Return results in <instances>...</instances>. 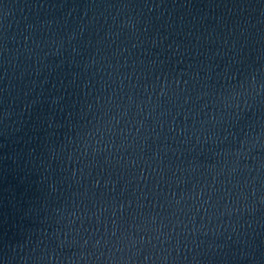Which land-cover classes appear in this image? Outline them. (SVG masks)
Wrapping results in <instances>:
<instances>
[{
	"label": "water",
	"instance_id": "95a60500",
	"mask_svg": "<svg viewBox=\"0 0 264 264\" xmlns=\"http://www.w3.org/2000/svg\"><path fill=\"white\" fill-rule=\"evenodd\" d=\"M147 4L0 2L13 264H264V4Z\"/></svg>",
	"mask_w": 264,
	"mask_h": 264
},
{
	"label": "clouds",
	"instance_id": "9594fccd",
	"mask_svg": "<svg viewBox=\"0 0 264 264\" xmlns=\"http://www.w3.org/2000/svg\"><path fill=\"white\" fill-rule=\"evenodd\" d=\"M0 2H2V0H0ZM261 3L264 4V0H261ZM145 6L148 7L149 11H151L152 6H149V4H147V0H145ZM121 7H127V5H121ZM240 7H241V9L244 8L243 6H240ZM4 15H7V12H4ZM261 15H264V9L261 10ZM241 87H243V86H241ZM3 91H5V89H0V92H3ZM244 94L245 93L237 92V93L233 94L232 98L234 99V98L239 97V96L244 95ZM246 94L249 95V96L252 95L251 92H248ZM255 94L256 95H260V88L259 87H257L255 89ZM8 116H9V112L5 110L2 113V117H0V120L6 119ZM0 134H4L5 136L7 135L6 133H0ZM4 147H5L4 144H0V149H2ZM12 159H13V163H15L16 162L15 156H13ZM25 215H27V213H25ZM23 247H24V245H21V244H11V245L4 244V246L2 248H0V264H13V262L17 258V249H21L22 250ZM245 256H246V254L242 253L241 256H240V259L241 260L245 259ZM248 258L249 259L251 258L250 255L248 256ZM27 259H28V257H20L21 264H26ZM36 259L37 260H43L44 257L41 256V257L36 258ZM51 259H52V257L49 256L48 260L51 261Z\"/></svg>",
	"mask_w": 264,
	"mask_h": 264
}]
</instances>
